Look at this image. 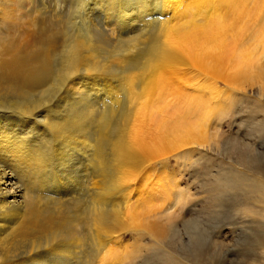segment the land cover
Instances as JSON below:
<instances>
[{"label": "bare ground", "instance_id": "bare-ground-1", "mask_svg": "<svg viewBox=\"0 0 264 264\" xmlns=\"http://www.w3.org/2000/svg\"><path fill=\"white\" fill-rule=\"evenodd\" d=\"M181 83L195 92L168 89ZM255 84L263 93L264 0H0V264H102L120 255L110 239L138 227L157 264H218L205 232L231 212L256 226L240 246L259 258L264 220L237 214L245 198L264 216L263 189H237L251 168L203 180L210 215L178 228L190 203L164 162L216 138L208 99L231 106Z\"/></svg>", "mask_w": 264, "mask_h": 264}, {"label": "rangeland", "instance_id": "rangeland-1", "mask_svg": "<svg viewBox=\"0 0 264 264\" xmlns=\"http://www.w3.org/2000/svg\"><path fill=\"white\" fill-rule=\"evenodd\" d=\"M168 89L171 92H174V90L181 93L183 91L188 93L195 92L193 90V86L186 87V84L183 83H181V85L174 84ZM235 95L238 98L236 101L232 102L231 106H229L228 102L225 100L218 103L215 100L208 99L209 106L211 108L209 122H217H215L217 125L215 123H212L211 126L212 128L216 126L218 136H216L213 141H210V145L208 146V148L203 149V147L201 146H192V155L189 159L183 158L181 154L178 155L180 152H176L174 154H171L170 156H167L168 158L164 160L165 167L169 170V172L174 174L177 184L183 190L182 196L184 198L181 205L183 204L184 206H187L188 202L191 204H189L187 208L183 207L182 209L179 206L177 211L175 210L173 221L178 228L181 227L180 224L184 222L183 220L186 219V217H188L190 214L195 217H197V215L199 216L200 214H202L203 216L207 214V216H205L206 218L210 215L209 213H207L211 211L208 210L210 209V206L207 208L206 205L208 204L202 206L203 200L206 199L204 198V196H206V191L205 189L202 190V182L203 180H208V182L215 181L217 183V173H225L226 175H230L231 173L229 167L231 164L239 165V163H241L242 166L240 165V167H238L242 171L245 169L243 166L251 168V170L247 169L249 175L246 174L245 176V174H243V176H249L248 178H250V180L254 182H248L249 184L254 183L253 186L250 187L247 186V184H244V187L240 188L241 185H239L237 189L243 192H251L253 194L252 196L254 197L256 196V194H261V189H263L264 191V158L262 159V161H260V163L258 162L259 165L255 166H250L246 159H244V157H246V149L248 151L247 153H249L252 152L255 148H259L258 151L264 154V146H261V141L264 139V92L261 93L258 85L255 84L252 87H247L245 91H236ZM217 107V112H215V108ZM220 110L221 112L226 111V113L224 115H221L220 117L218 115V118L216 113H219ZM148 128L150 132L149 136L152 137L154 133V126L150 123L148 125ZM211 149H216L214 150L216 152ZM220 150L221 153L219 154L218 152ZM220 162H223V166H221L223 172L222 169H220L218 166ZM160 166L161 165L159 164L158 169L161 168ZM206 170L207 173L204 175V172ZM253 176H256L258 181H256L255 179H251L253 178ZM136 182L137 181L133 183L134 186L137 184ZM97 186L99 187L101 186V184H97ZM228 188L230 187H226L225 189ZM225 189L223 188L222 190L224 191ZM45 192L41 190L40 193L57 198H59V195L60 198L61 196H67V193L55 195L53 192H50V194L47 191ZM255 192L257 193L255 194ZM51 193H53L54 195H51ZM140 195L141 192L134 193L131 197L130 203L135 201V197H139ZM239 201H242L243 205L239 206L241 209H239V211L237 212V214L239 213L238 215L243 214L248 216L250 222L251 220H264V216H260L258 211L262 209V206L259 205V203L254 201L251 205L250 203H247L245 198H241L239 199ZM245 206L246 208L251 209L246 210ZM222 211L223 213L221 215L225 216V214L227 213L226 208H223ZM231 214L229 216H226V219L223 218L224 220H222V222L226 224L217 228L216 225L213 224L212 226H210V228H207L208 230L206 229L205 237L207 239V246L208 249H212L211 251L214 253V259H217L216 261L220 260L218 264H264L262 257V254L264 253V247L253 248L258 253H260L261 251V255L259 258L257 255L256 259L252 260V258H250L252 257L251 255H244V253L242 255V251H249L250 248L248 247L250 246H240V240L242 238L241 234H243L244 229L247 230L248 227L256 228V226L253 225L254 223L252 225L250 224V226H247L248 224L246 223L235 224L234 221L237 218L234 213L231 212ZM216 217L218 218V216ZM227 218H229L230 220ZM218 220L220 222H218ZM218 220H216L214 223L222 224L221 217H219ZM139 231H142V228L138 227L136 231H123L118 236H113L112 239H110L112 242L109 244V246H105V248L118 250L120 255L115 259L108 257L110 259H113L114 261L108 259L104 260L102 264H157L154 262L157 260L151 259L150 256L148 257V254H146L148 247L154 243L153 238L148 234H139ZM178 234V236H182L183 239H186V237H184V235L182 234L181 229L179 230ZM178 236L175 240L180 244L181 241L180 237ZM101 239L103 240V238ZM164 241H167V238ZM162 244H164V242H162ZM128 249H134L135 256L133 259V263H129L127 254H125ZM122 257L123 261L120 263ZM158 262L160 264V261Z\"/></svg>", "mask_w": 264, "mask_h": 264}]
</instances>
